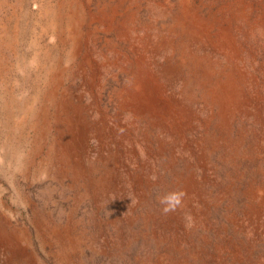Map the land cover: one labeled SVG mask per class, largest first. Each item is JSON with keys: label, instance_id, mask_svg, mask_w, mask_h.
I'll list each match as a JSON object with an SVG mask.
<instances>
[{"label": "rangeland", "instance_id": "374dc122", "mask_svg": "<svg viewBox=\"0 0 264 264\" xmlns=\"http://www.w3.org/2000/svg\"><path fill=\"white\" fill-rule=\"evenodd\" d=\"M0 264H264V0H0Z\"/></svg>", "mask_w": 264, "mask_h": 264}, {"label": "clouds", "instance_id": "9594fccd", "mask_svg": "<svg viewBox=\"0 0 264 264\" xmlns=\"http://www.w3.org/2000/svg\"><path fill=\"white\" fill-rule=\"evenodd\" d=\"M169 202V200H168V198H164L163 200H162V203H165V204H167ZM178 202V201H177ZM168 210H170L169 208H165V211H168Z\"/></svg>", "mask_w": 264, "mask_h": 264}]
</instances>
